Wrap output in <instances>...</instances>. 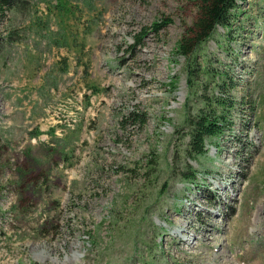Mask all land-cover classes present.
<instances>
[{
	"label": "rangeland",
	"instance_id": "rangeland-1",
	"mask_svg": "<svg viewBox=\"0 0 264 264\" xmlns=\"http://www.w3.org/2000/svg\"><path fill=\"white\" fill-rule=\"evenodd\" d=\"M238 4L202 47L230 128L184 160L196 0H0V264H264V0Z\"/></svg>",
	"mask_w": 264,
	"mask_h": 264
},
{
	"label": "trees",
	"instance_id": "trees-1",
	"mask_svg": "<svg viewBox=\"0 0 264 264\" xmlns=\"http://www.w3.org/2000/svg\"><path fill=\"white\" fill-rule=\"evenodd\" d=\"M239 1L244 0H196V17L177 42L175 53L185 60L187 88L184 124L188 143L182 151L184 160L205 155L206 142L220 138L230 128V114L236 104L229 94L235 85L224 69L213 66L218 60L213 62L202 54V47L218 27L223 28L225 39L229 41ZM169 24L165 21L153 23L151 29L159 32ZM144 123L140 119V125ZM182 175L185 180L193 182L197 171L185 162Z\"/></svg>",
	"mask_w": 264,
	"mask_h": 264
}]
</instances>
